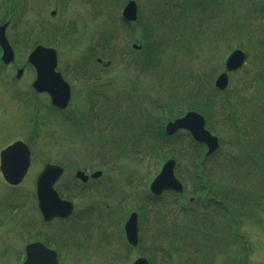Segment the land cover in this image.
<instances>
[{
  "label": "rangeland",
  "instance_id": "obj_1",
  "mask_svg": "<svg viewBox=\"0 0 264 264\" xmlns=\"http://www.w3.org/2000/svg\"><path fill=\"white\" fill-rule=\"evenodd\" d=\"M126 1L0 0V22L8 21L6 36L14 50L13 63L0 66V99L7 106L4 143L20 140L32 152L29 175L22 186L6 190L0 183L4 213L10 217L5 228L17 226L12 208L19 209V220L32 212L33 175L46 163H56L64 173L55 188L68 200L75 196L70 199L77 203L74 210L86 213L80 220L71 216L43 225L44 230H55L57 240L52 239L55 242L50 245L56 247L58 256H65L60 264H132L138 257L148 260L151 250L155 252L152 264H264V116L259 124L264 114L259 109L264 101V0H134L138 20L123 24L120 12ZM35 45L55 49L58 69L72 62L67 78L78 77L82 85L73 86L62 113L56 111L50 117L41 110L46 119L37 114L34 121L33 102L45 110L50 107L47 95L31 87L34 72L25 58ZM234 49L242 50L247 61L228 74V87L217 91L214 81ZM97 59L101 62L96 63ZM19 68H23L22 75L15 79ZM205 101L212 104L210 112H195L205 121L211 116L215 123L210 122V127L216 133L212 134L223 139L219 144L224 150L233 146L231 157L223 151L220 160L229 158L245 168L247 182L240 183H248L249 194L257 200L242 208L241 223L233 216L237 225L230 223L231 216L211 210L209 221L206 210L199 209L197 231L179 233L180 244L195 252L188 261L182 256L185 253L174 256L166 246L173 238L172 224H183L181 216L190 199H203V192L192 193V179L202 181L198 157H203L206 147L191 139L197 145L191 166L187 158L194 150L184 145L186 132H178L167 142L157 137L160 131L164 134L167 122ZM249 121L247 132L252 136L244 145L247 155L241 144L231 141ZM153 132H157L155 142ZM254 142L258 143L255 149ZM177 144L179 154L187 155L173 159V172L185 193H164L154 202L149 186L166 161L157 153ZM216 165L220 164L203 167L209 179L227 181ZM76 170L99 171L100 176L81 182L74 179ZM227 190L231 195V186ZM19 199L20 204L16 203ZM132 212L138 216L136 248L127 247L123 233Z\"/></svg>",
  "mask_w": 264,
  "mask_h": 264
},
{
  "label": "water",
  "instance_id": "obj_2",
  "mask_svg": "<svg viewBox=\"0 0 264 264\" xmlns=\"http://www.w3.org/2000/svg\"><path fill=\"white\" fill-rule=\"evenodd\" d=\"M122 18L126 21H134L136 18V5L133 1H128L122 10ZM5 25L0 27V46L3 50L5 64L12 59V51L4 36ZM244 54L240 51H234L227 59L226 71H235L240 68L244 62ZM28 62L36 69L37 76L33 82V87L37 91H46L49 93L52 103L64 108L68 98L69 90L66 83L62 80L59 73L54 71L56 66V54L53 49L37 46L29 55ZM20 72L18 73L19 76ZM227 75L222 73L215 81V87L223 90L227 86ZM177 130H186L190 133L192 139L197 143L204 144L207 148V154L214 152L217 147V139L210 135L204 129L202 117L194 112L187 113L184 117L169 123L166 126L168 135ZM28 165V151L23 143L16 142L12 146L1 152V171L4 179L10 184H17L23 177ZM175 163L169 160L162 166L160 173L155 177L150 185L153 195H159L163 191L181 192L182 185L174 176ZM61 174V169L55 166H45L37 180V193L39 210L45 220L55 216H65L71 209V205L61 201L52 189L55 180ZM77 176L84 180L82 173ZM126 239L130 245L137 244V225L136 215L133 213L128 218L125 226ZM37 258L38 261L34 259ZM44 251L39 245L31 247L28 255L27 264H43L46 262ZM49 261V259L47 260ZM47 263V262H46ZM134 264H148L144 258L137 259Z\"/></svg>",
  "mask_w": 264,
  "mask_h": 264
},
{
  "label": "trees",
  "instance_id": "obj_3",
  "mask_svg": "<svg viewBox=\"0 0 264 264\" xmlns=\"http://www.w3.org/2000/svg\"><path fill=\"white\" fill-rule=\"evenodd\" d=\"M120 22L125 24L122 21H120ZM111 38H112V35H111ZM211 106H212V104L210 102L205 101V102L201 103L199 106L193 105L190 109L192 111L210 112ZM165 109H166V107H165ZM165 109H163V110H165ZM259 109L262 112H264V101H260ZM262 116H264L263 113L260 114L259 124L261 122V117ZM210 117L211 116H209L207 118L206 125L208 126V130L211 133L216 134L214 132V126L211 125V127H210V122L211 123H215V122L210 120ZM234 121L235 120L232 119V124L231 125L237 131L238 129L236 127V123L234 124ZM260 127H259V129H260ZM247 130H250V121L249 122H245L242 125L241 130L239 132V135L238 136L236 135L232 139L231 143L233 145L241 144V146L243 148V152L245 154H247V155H250L246 151V146H244L245 143L252 136V132H247ZM153 133L154 134H152L151 138H153V140L155 142L156 138H154V137L156 136L157 132H153ZM162 133L163 132L160 131V134L157 137L160 141L167 142L168 139H171V138L166 137ZM176 135H178V134H176ZM186 138H187V144H184L185 147L189 146L191 149L194 150V152H192L191 155L187 158V161L192 166V162H194L193 159H192V155H194L196 153V150H197L196 146L197 145L194 144L191 141V139L189 138L188 135H186ZM174 139L177 140V139H179V137L177 136ZM218 139H219V141H223V139L221 137H218ZM189 143H190V145H189ZM219 145L220 146H219L218 150L216 152H214L213 154L208 155V156H205V154H204L202 158L198 157V159H200L199 165H200V167H202L201 168V172H200V177L202 178V181H196L195 177L192 179V183L194 185V188L192 189V193H201V192H203L204 193L203 199L200 202H198L197 199H195L194 203H192L193 202V200H192V202L189 205L185 206L186 211L183 212L185 210L184 209L182 211L183 213L181 212L182 215H183V216H181V222H183V224H174V223L172 224L171 230H172V232L173 231L174 232H173V238H172L171 242H168L169 245L166 246L168 249H171V250H174V251L179 250L175 246V245H178L177 243L180 240V238L178 237V229L177 228H176V230H174V229H175V227H183V230H184V229H188V227L190 225L195 226L196 213H197V211L199 209L202 208L203 210H206L204 212V215L208 218L209 221L211 219L210 218L211 212H215V213L223 212L227 216H231V220H232L233 216L237 217L239 219V222L241 223V218L240 217H241V215H243L242 208L248 202H255L256 203L257 198L255 196L249 194V192H248V189H247L248 188V183H246L244 185L240 183L241 181L242 182H247V179H246V176H245V168L243 166H241L240 164H238V163L232 162V160H229V158H223L222 160H220V157H221L223 151H226L228 156L230 155V157H231L232 153L230 152V150H231V148L233 146L229 145L224 150L222 142ZM262 145L264 147V140L262 142ZM257 146H258V143H255V142L252 145V147L254 149L257 148ZM162 147H164V145ZM254 149H252V150H254ZM179 150H180L179 144H177L176 147L170 148V146H169L168 149H166L165 151H162L161 153H157V154H158V157H161V160H164V159H167V158L179 159L180 156L185 158L187 154H185V153L183 154V152H180V154H179ZM246 157L249 158V159H252L251 157H248V156H246ZM196 158H197V156L195 155V159ZM209 159L212 160L211 163H210ZM213 162L220 164L219 166L216 165V168H217L218 171H220V169H221L222 175L225 178L227 177L226 178L227 181L226 180H224V181H222V180L221 181H212V180L209 179L208 169L205 170L203 167L206 166V168H207L208 164L210 166ZM257 168H258V171L261 170V169L263 171L264 166H263V168L262 167L261 168L257 167ZM248 181H249V179H248ZM187 182H190L189 178H186V183ZM190 184H191V182H190ZM228 186H231V190H232V194L231 195H227V193H226V191H228L227 190ZM161 197L162 196H160L158 198H155V197H152V198H153L154 202H158V201H160ZM210 210H211V212H210ZM240 211H241V214H240ZM183 218H185V220ZM230 223L233 224V225H237L233 220ZM191 230L192 231H197L195 229V227H193ZM150 254H152V253H150ZM151 257H149L150 261H151Z\"/></svg>",
  "mask_w": 264,
  "mask_h": 264
},
{
  "label": "flooded vegetation",
  "instance_id": "obj_4",
  "mask_svg": "<svg viewBox=\"0 0 264 264\" xmlns=\"http://www.w3.org/2000/svg\"><path fill=\"white\" fill-rule=\"evenodd\" d=\"M37 105L40 104L36 103L35 106L37 107ZM6 108L7 106L4 105L3 98H1L0 99V141L2 143H0V151H2L6 146L10 144L9 141L4 143V133H2L4 131V125L6 124L4 122L6 120V118L4 117V112ZM28 175H29V169L20 184H18L17 186H11L3 179L2 174L0 172V183L7 188L6 190L16 189L17 187L22 186ZM0 194L3 195L2 199L0 200V264H21L22 262H24L26 258L25 248L26 245L30 243L41 242L46 247L51 248L48 242L52 243L54 241L52 239H57L56 233L55 230L53 232L51 230L50 232L49 230L48 231L44 230L43 225H46L47 222L45 221L43 222L41 219V215L37 209V204L34 194H33L34 197L33 200L35 201L33 203L34 206L31 205L30 207V210L32 212L29 211L27 216L25 214L20 215L23 217L26 216L24 220H19V216H16L18 214L19 209L12 208L14 211L13 218L18 217V219L16 222L17 226H15L14 224L8 225V228L10 227L13 228L11 230L6 229L4 225L7 221L10 220V217H8L4 213V206H3L4 189L0 192ZM30 195L32 196V193ZM16 203L20 204L21 200L20 199L17 200ZM36 214L39 216L38 218H36ZM41 221L43 222L42 224L40 223ZM52 221L53 219L48 222H52ZM48 232L50 233L49 236H47ZM59 235L61 236V232L59 233Z\"/></svg>",
  "mask_w": 264,
  "mask_h": 264
}]
</instances>
